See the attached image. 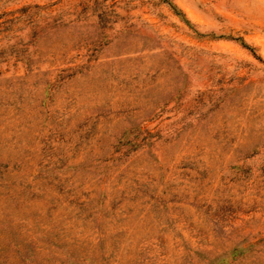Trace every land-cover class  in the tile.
<instances>
[{"label": "rangeland", "instance_id": "obj_1", "mask_svg": "<svg viewBox=\"0 0 264 264\" xmlns=\"http://www.w3.org/2000/svg\"><path fill=\"white\" fill-rule=\"evenodd\" d=\"M0 264H264V0H0Z\"/></svg>", "mask_w": 264, "mask_h": 264}]
</instances>
